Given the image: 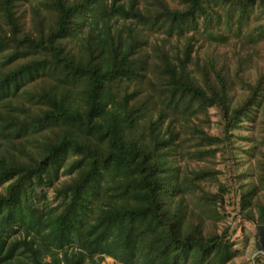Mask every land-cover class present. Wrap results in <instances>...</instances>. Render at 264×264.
I'll return each instance as SVG.
<instances>
[{
  "label": "trees",
  "instance_id": "obj_1",
  "mask_svg": "<svg viewBox=\"0 0 264 264\" xmlns=\"http://www.w3.org/2000/svg\"><path fill=\"white\" fill-rule=\"evenodd\" d=\"M224 17L241 39L264 0H0V264H215L244 222L264 264V72L247 77L253 35L214 36ZM256 106L252 176L209 190ZM184 131L205 162L188 174Z\"/></svg>",
  "mask_w": 264,
  "mask_h": 264
},
{
  "label": "rangeland",
  "instance_id": "obj_2",
  "mask_svg": "<svg viewBox=\"0 0 264 264\" xmlns=\"http://www.w3.org/2000/svg\"><path fill=\"white\" fill-rule=\"evenodd\" d=\"M173 4L176 0H170ZM264 22V17L257 19H252L251 25L244 26L245 32L240 36L241 39H237L236 33V23L234 21L228 22L224 17L221 21L216 23L215 28L212 30L215 37L224 35L229 37V40L236 41L239 47L246 44L249 34L253 35L252 41L254 42V47L251 50V56L253 61V66L251 71H248L247 77L254 81L260 72H264V31L254 33V25H260ZM242 39L245 43H242ZM253 44V43H252ZM249 45L245 46L242 53L249 52ZM220 50H224L233 54L232 46L223 45ZM246 89L242 86H238L236 97L234 101L242 99ZM258 113L256 115L259 118H254L250 120H245L241 127L234 131L233 137V147L229 149L227 155H222L220 152L217 154L216 167L221 170L218 175V180L210 179L205 181L206 186L209 190L217 192L219 190L220 184H225L226 186L238 187L240 180H245L249 175L252 176V170H249V174L243 175V170L249 165L252 158L250 155L254 150L247 152L249 147L255 142L262 127V110L260 106H256ZM212 121L208 125L210 131L214 134L223 135L224 133V121L216 108L212 109ZM182 154L177 156L178 163L181 165L183 172H186L187 168L196 167L199 164L205 163L198 157L191 154L194 148V139L191 137L190 131H184L182 133ZM243 175V176H241ZM232 192V191H231ZM229 192L226 195L225 209L221 208L220 213L216 215L218 227L221 229L227 224H231L233 227L237 226L239 218H237V210L234 204L235 196L234 192ZM193 199V198H192ZM208 221L213 222V216H208ZM238 230L233 238V248L229 252L223 253L221 259L215 264H254V256L257 254L258 239L256 237V228L250 222H244L241 226L237 227ZM50 257H48L49 259ZM100 264H121L114 257L106 256ZM140 264V263H137Z\"/></svg>",
  "mask_w": 264,
  "mask_h": 264
}]
</instances>
